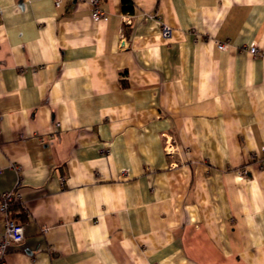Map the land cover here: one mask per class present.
<instances>
[{"label": "crops", "instance_id": "obj_1", "mask_svg": "<svg viewBox=\"0 0 264 264\" xmlns=\"http://www.w3.org/2000/svg\"><path fill=\"white\" fill-rule=\"evenodd\" d=\"M122 1L0 0L5 264H264V0Z\"/></svg>", "mask_w": 264, "mask_h": 264}, {"label": "built area", "instance_id": "obj_2", "mask_svg": "<svg viewBox=\"0 0 264 264\" xmlns=\"http://www.w3.org/2000/svg\"><path fill=\"white\" fill-rule=\"evenodd\" d=\"M58 3L59 0H56V4ZM91 3L93 4L92 16L95 18L103 17V10L98 7L97 0H91ZM125 21L129 22L128 17H125ZM170 32L171 29L169 26L162 25L161 34L164 38H168L170 36ZM217 47L222 49L224 47V43L218 42ZM249 51L255 53L256 48L251 45L249 46ZM166 148H168V146H166ZM19 169L20 167H17V170ZM20 199L21 194L17 189H10L0 193V215L3 218V231L0 234V264H5V255L8 246L13 243H18L23 239V224L22 222L16 220L11 213V207L20 203ZM43 230L46 231L47 227H44Z\"/></svg>", "mask_w": 264, "mask_h": 264}, {"label": "trees", "instance_id": "obj_3", "mask_svg": "<svg viewBox=\"0 0 264 264\" xmlns=\"http://www.w3.org/2000/svg\"><path fill=\"white\" fill-rule=\"evenodd\" d=\"M122 11L125 13L133 12V4L131 0H123L122 1Z\"/></svg>", "mask_w": 264, "mask_h": 264}, {"label": "bare ground", "instance_id": "obj_4", "mask_svg": "<svg viewBox=\"0 0 264 264\" xmlns=\"http://www.w3.org/2000/svg\"><path fill=\"white\" fill-rule=\"evenodd\" d=\"M169 26V25H168ZM18 204V203H17Z\"/></svg>", "mask_w": 264, "mask_h": 264}]
</instances>
